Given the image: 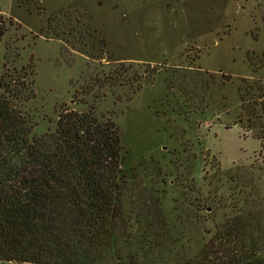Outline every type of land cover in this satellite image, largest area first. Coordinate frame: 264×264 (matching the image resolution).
I'll use <instances>...</instances> for the list:
<instances>
[{
  "label": "rangeland",
  "instance_id": "rangeland-1",
  "mask_svg": "<svg viewBox=\"0 0 264 264\" xmlns=\"http://www.w3.org/2000/svg\"><path fill=\"white\" fill-rule=\"evenodd\" d=\"M0 16V79L30 82L13 106L36 135L92 105L119 127L127 263L196 259L227 176L264 208V0H0Z\"/></svg>",
  "mask_w": 264,
  "mask_h": 264
},
{
  "label": "trees",
  "instance_id": "trees-1",
  "mask_svg": "<svg viewBox=\"0 0 264 264\" xmlns=\"http://www.w3.org/2000/svg\"><path fill=\"white\" fill-rule=\"evenodd\" d=\"M5 24L0 16V42ZM15 82L7 74L0 79V261L145 264L127 263L118 243L126 177L117 124L92 105L59 111L55 129L36 135L31 119L13 106L31 100V84ZM226 182L227 219L196 259L181 264H264V208L243 194L240 181ZM151 229L141 242L155 248Z\"/></svg>",
  "mask_w": 264,
  "mask_h": 264
}]
</instances>
